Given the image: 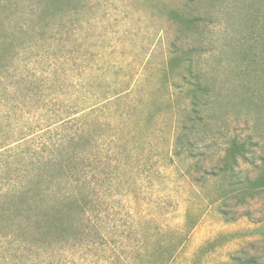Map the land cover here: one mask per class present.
Masks as SVG:
<instances>
[{
    "label": "rangeland",
    "instance_id": "rangeland-1",
    "mask_svg": "<svg viewBox=\"0 0 264 264\" xmlns=\"http://www.w3.org/2000/svg\"><path fill=\"white\" fill-rule=\"evenodd\" d=\"M40 2L0 71V264H263L264 0ZM33 181L77 198L44 240Z\"/></svg>",
    "mask_w": 264,
    "mask_h": 264
},
{
    "label": "trees",
    "instance_id": "trees-1",
    "mask_svg": "<svg viewBox=\"0 0 264 264\" xmlns=\"http://www.w3.org/2000/svg\"><path fill=\"white\" fill-rule=\"evenodd\" d=\"M54 3L55 0H51ZM75 1V0H74ZM22 3L24 4V0H0V71L6 70L7 67L10 66V63L15 60L16 57H19L18 50L16 49L14 39L17 34H28L30 27L28 26L29 18L31 15H41L42 13V3H37L30 6V9L22 8ZM49 3V5H51ZM15 8V10H13ZM78 11L75 9H71L68 11V15H72L77 13ZM28 15V16H26ZM17 16H21L24 20L20 23H17L14 27L13 19ZM192 20H187V24L189 25ZM10 25V26H9ZM12 26V27H11ZM190 72H193L192 65L189 68ZM199 90V91H198ZM201 91V87H196L194 92L198 93ZM198 96V94H197ZM193 97V111L197 113L200 112L198 106L201 104V100L198 97ZM112 102L111 99H108L106 102ZM185 136L184 133L181 136L177 137V142L179 144H184ZM244 146L238 143H233L226 154V160L224 169L225 172L229 173L232 177L235 176V165L239 157L245 156ZM60 163L63 167H66L67 162L60 160ZM69 168V167H68ZM74 174L77 176H81V172L74 169ZM85 176V175H84ZM84 176L78 177L79 181H83ZM34 181L42 182L34 179ZM35 183V189L33 191L22 194L21 197L11 196V198L17 197V203L13 207L15 208L14 217L21 216L23 218L16 219L18 220V227L21 229L25 228V233H28L27 236L40 234L43 237V240L48 238L53 230H59L65 224L66 214L71 212L73 209L68 207L69 205L75 204L76 197H73L69 193L60 194L59 192L52 193L48 189H43L41 183ZM83 183L87 186V182L83 181ZM255 190L264 188V174L260 176L258 179L251 183ZM55 198V199H53ZM8 200V199H7ZM5 203V202H3ZM77 204H80V200L78 199ZM72 209V210H71ZM10 210V207L9 209ZM9 212V211H8ZM6 210H2L0 213V220H4L3 214L5 213V220L9 221V228L13 227L15 220L10 226L11 215H8ZM77 212V211H76ZM82 213V211H78L77 215ZM76 218V217H75ZM4 220V221H5ZM3 221V222H4ZM12 222V221H11ZM5 226V224H3ZM6 228V227H5ZM64 233H61L59 236H62ZM5 236V235H4ZM42 237H39L41 240ZM169 249V248H168ZM173 251V250H172ZM171 252H169L170 254ZM172 256H170L171 258ZM236 259V258H235ZM237 258L236 260H239ZM171 259L169 257L163 261V264H167ZM245 264H259V261L256 259H248ZM262 264V262L260 263ZM264 264V263H263Z\"/></svg>",
    "mask_w": 264,
    "mask_h": 264
}]
</instances>
